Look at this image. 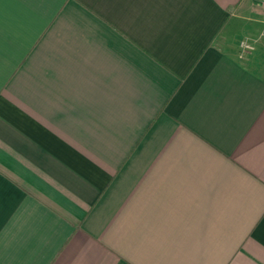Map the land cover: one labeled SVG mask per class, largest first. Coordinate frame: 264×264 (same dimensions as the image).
<instances>
[{"label":"crops","instance_id":"crops-1","mask_svg":"<svg viewBox=\"0 0 264 264\" xmlns=\"http://www.w3.org/2000/svg\"><path fill=\"white\" fill-rule=\"evenodd\" d=\"M0 264H264V0H0Z\"/></svg>","mask_w":264,"mask_h":264},{"label":"built area","instance_id":"built-area-1","mask_svg":"<svg viewBox=\"0 0 264 264\" xmlns=\"http://www.w3.org/2000/svg\"><path fill=\"white\" fill-rule=\"evenodd\" d=\"M250 47V46H249Z\"/></svg>","mask_w":264,"mask_h":264}]
</instances>
